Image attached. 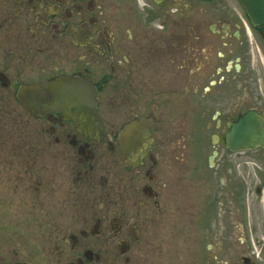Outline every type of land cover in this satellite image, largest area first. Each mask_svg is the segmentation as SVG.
I'll list each match as a JSON object with an SVG mask.
<instances>
[{"label": "flooded vegetation", "instance_id": "flooded-vegetation-1", "mask_svg": "<svg viewBox=\"0 0 264 264\" xmlns=\"http://www.w3.org/2000/svg\"><path fill=\"white\" fill-rule=\"evenodd\" d=\"M257 17L238 0H0V264H149L171 165L194 251L237 236L234 261L201 264H264ZM64 78L61 100L22 106L23 86Z\"/></svg>", "mask_w": 264, "mask_h": 264}, {"label": "rangeland", "instance_id": "rangeland-1", "mask_svg": "<svg viewBox=\"0 0 264 264\" xmlns=\"http://www.w3.org/2000/svg\"><path fill=\"white\" fill-rule=\"evenodd\" d=\"M165 182L167 190L160 212L161 220L150 226L152 240L151 247L148 249L147 262L149 264H201L212 260L214 256L219 261L223 260L227 263L234 261L238 251L237 236L231 234L223 236L219 228H215L211 241L202 243L198 252L194 251L193 246L196 240L193 238L191 226L190 198L177 197V170L173 165L165 175ZM231 230L232 228L229 232ZM207 243L213 245L210 252L205 249Z\"/></svg>", "mask_w": 264, "mask_h": 264}, {"label": "water", "instance_id": "water-1", "mask_svg": "<svg viewBox=\"0 0 264 264\" xmlns=\"http://www.w3.org/2000/svg\"><path fill=\"white\" fill-rule=\"evenodd\" d=\"M241 5L245 7L248 14L251 16L252 20L256 22L258 20V15L261 13H264V0H239ZM78 86L75 81H71L69 79H60L59 81L53 83L47 91H43L40 87H36L35 85H29V86H23L19 90V97L20 101L23 107H25L27 110L32 111V108H44L48 106L50 103L55 101L57 97L64 96L67 91L72 88ZM66 89V92L63 90ZM23 99V97H25ZM85 99H83V102L85 103ZM88 100H91L88 98ZM139 126L133 127V126H127L125 127L122 136L126 137L132 132H136V129ZM122 145L124 148L123 157L122 160L125 164L129 163V160L133 161V159H136V155L129 156L127 154V142L126 140H122Z\"/></svg>", "mask_w": 264, "mask_h": 264}]
</instances>
